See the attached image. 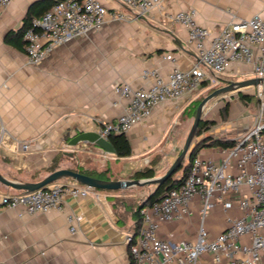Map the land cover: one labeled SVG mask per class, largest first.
Returning a JSON list of instances; mask_svg holds the SVG:
<instances>
[{"label":"crops","instance_id":"0c3cea01","mask_svg":"<svg viewBox=\"0 0 264 264\" xmlns=\"http://www.w3.org/2000/svg\"><path fill=\"white\" fill-rule=\"evenodd\" d=\"M46 1L51 0H11L0 14V117L7 131L0 146V174L17 182L42 180L53 172L52 163L56 170L93 171L102 180H134L133 173L147 167L158 177L180 153L191 107L209 91L207 87L195 97L156 105L149 117L125 134L130 157L117 159L91 145L69 147L68 142L79 133L98 132L104 123L124 114L127 101L115 92L120 84L148 88L150 81L142 78L145 71L156 70L166 78L175 67L183 72L193 67L197 51L187 30L170 19L174 13L194 11L197 24L210 30L209 38L235 21L256 14L264 17V0H163L138 17L116 0H99L125 20H108L100 30L54 47L39 65L32 66L25 51L6 43V37L23 26L32 4ZM166 55L174 61L166 60ZM252 78V66L245 63H230L218 76L220 86ZM223 111L228 120L208 133L211 138L236 142L259 121L252 102L230 101ZM207 112L205 108L203 113ZM21 144L30 145L29 150L23 151ZM221 149L204 147L197 156L220 162L225 157ZM142 188H89L84 197L64 195L60 210L28 215L20 207L1 204L2 196L16 191L0 184V264H133L124 238L137 237L140 227L136 228L134 210L155 186L144 197L139 195ZM199 204V199L191 203L189 217L161 223L159 237L194 240ZM242 215L236 201L224 210L217 200L204 219L209 237L223 231L227 217ZM70 216L80 218L72 224L74 232L69 231ZM201 260V264H216L210 255Z\"/></svg>","mask_w":264,"mask_h":264},{"label":"built area","instance_id":"2783aa9c","mask_svg":"<svg viewBox=\"0 0 264 264\" xmlns=\"http://www.w3.org/2000/svg\"><path fill=\"white\" fill-rule=\"evenodd\" d=\"M136 17L159 7L163 0H116ZM11 0H0V14ZM194 11L176 12L170 19L184 27L197 51V60L186 72L173 68L165 78L156 70L145 71L142 78L148 88H135L122 83L115 92L127 101L125 112L113 123H104L98 134L107 140L111 134H126L133 126L150 116L161 102L195 97L203 85L207 89L220 86L218 76L230 63L252 66L255 78L264 77V17L259 14L226 25L209 38V29L196 22ZM125 20L118 11H109L99 0H59L43 15L34 17L24 31L27 63L39 65L54 47L85 37L100 30L105 23ZM166 60L173 62L171 55ZM209 73L210 75H207ZM264 122L261 120L230 148H222L220 162L196 156L190 163L183 183L166 192L159 200L139 209L140 229L137 237L127 234L133 264H201L203 255H210L216 264H264ZM7 131L0 117V146ZM30 145L21 144L23 151ZM87 187L76 182L60 181L33 192H15L1 197L7 208L20 207L35 215L61 209L64 195L84 197ZM199 199L200 221L194 240L161 239V223H172L191 215V203ZM220 200L224 210L236 201L241 218H226L223 231L210 238L204 219ZM79 217H68L69 231ZM244 239H247L246 241Z\"/></svg>","mask_w":264,"mask_h":264},{"label":"water","instance_id":"95a60500","mask_svg":"<svg viewBox=\"0 0 264 264\" xmlns=\"http://www.w3.org/2000/svg\"><path fill=\"white\" fill-rule=\"evenodd\" d=\"M264 86L263 78H252L243 81L229 82L224 86H220L214 89L212 92L207 94L198 104L193 123L190 130L185 138L184 144L178 156L175 158L169 169L165 174L159 177H153L151 179H139V180H102L95 177H90L69 169H59L53 171L45 178L37 182H17L13 180L6 179L0 174V184L10 188L16 192H33L39 189H44L47 185L58 182L61 180H73L76 183L83 185L87 188L106 190V191H118L123 189H128L131 187H152L155 186V190L150 193L146 198L145 202L150 199L155 191L163 185L183 164V162L188 159L199 141H195V134L199 122L203 119L202 115L207 106V104L220 96L225 94H230L232 92H241L243 88L250 86ZM80 144L91 145L105 154L114 155V151L110 143L101 138L98 132H82L73 136L68 142L69 147H77ZM163 196L159 197L161 199ZM143 203L139 206L141 208Z\"/></svg>","mask_w":264,"mask_h":264},{"label":"trees","instance_id":"16d2710c","mask_svg":"<svg viewBox=\"0 0 264 264\" xmlns=\"http://www.w3.org/2000/svg\"><path fill=\"white\" fill-rule=\"evenodd\" d=\"M56 0L46 1V2H36L32 4L26 13V16L23 21V26L17 30L12 32L6 37V43L16 47L18 50L25 51V42L23 40L24 31L30 26L31 20L34 17H38L44 12H46ZM207 85H203L202 88H205ZM214 89H210L209 93L212 92ZM253 98L251 95H245L242 93H238V99L242 103H250L253 102ZM203 99V98H202ZM202 99H198L195 101L194 105L192 106L193 116L195 114V110ZM226 110V108H225ZM216 125V122L210 119H202L197 127L195 138L199 137V143L193 149L190 157L186 159V163L182 164V166L163 184L161 185L156 191L155 194L148 199L146 202L143 203V206L149 205L152 202L158 200L159 197L163 196L166 192L171 189L178 188L186 178L190 163L198 155V152L204 147H219V148H230L235 144L233 140H221V139H214L208 136V132ZM264 134V130H263ZM68 140V139H66ZM107 141L110 143L113 151L114 157L119 158H126L130 157L132 154L130 143L125 134H111L108 136ZM57 165L52 163L49 167L50 171L56 170ZM75 172L97 178L96 174L93 171H85L81 169H77ZM179 173V176L175 177V175ZM156 174L152 167H147L143 170L136 171L133 173L132 178L139 180V179H151L155 177ZM140 206V205H139ZM139 206L134 210V216L137 218L136 228L140 227V217H139ZM142 206V207H143ZM141 207V208H142Z\"/></svg>","mask_w":264,"mask_h":264},{"label":"rangeland","instance_id":"374dc122","mask_svg":"<svg viewBox=\"0 0 264 264\" xmlns=\"http://www.w3.org/2000/svg\"><path fill=\"white\" fill-rule=\"evenodd\" d=\"M239 93H244L245 95H251V97H254L253 98V109L255 110L256 112V115L257 117L259 118V120H261V122H264V87L263 86H250L248 88H243L241 90V92ZM207 94H209V91L207 92H204L202 93L201 95H199L198 99H202L204 98ZM232 102L233 103H238L239 102V99H238V92H232L230 94H225L223 96H220L216 99H213L212 101H210L206 108L208 109L209 112H207L208 114H204L202 115L203 119H210V120H213L215 119V122H216V125L219 126L220 124L226 122L228 120V115L227 113H225L223 111V107L229 103V102ZM194 105V103H193ZM190 120L188 122V125H187V129L184 133V136H183V141L181 142L180 144V149H182V146L184 144V141H185V138L190 130V127L193 123V112H192V107H191V111H190ZM215 125V126H216ZM214 126V127H215ZM214 127L209 131L211 132L212 130H214ZM208 132V133H209ZM197 139H199V137H196L194 139V142L197 141ZM119 163V162H118ZM173 163V161L168 164V165H165L158 173V177L159 176H162L163 174L166 173V171L169 169V167L171 166V164ZM186 163V160L184 161V164ZM179 176V173H177L175 175V177ZM153 188L152 187H144L140 190V196H143L144 197V194H146L148 191H151Z\"/></svg>","mask_w":264,"mask_h":264}]
</instances>
